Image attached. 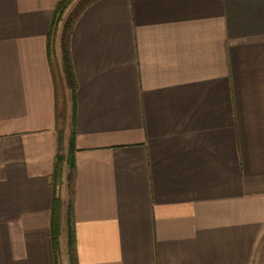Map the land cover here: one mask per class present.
Listing matches in <instances>:
<instances>
[{
	"label": "crops",
	"instance_id": "1",
	"mask_svg": "<svg viewBox=\"0 0 264 264\" xmlns=\"http://www.w3.org/2000/svg\"><path fill=\"white\" fill-rule=\"evenodd\" d=\"M57 2L0 0V264H58ZM71 55L78 263L264 264V0H96Z\"/></svg>",
	"mask_w": 264,
	"mask_h": 264
},
{
	"label": "trees",
	"instance_id": "2",
	"mask_svg": "<svg viewBox=\"0 0 264 264\" xmlns=\"http://www.w3.org/2000/svg\"><path fill=\"white\" fill-rule=\"evenodd\" d=\"M75 0H58L51 21L50 32L48 36V56L52 68L56 71L57 100H56V124L58 131V152L56 154L55 170L53 174V183L55 187H60L63 182V175L66 171L67 188L69 190V199L66 212V233L67 254L70 264H79L77 259V249L75 241V232L73 227V192L75 176V92L77 89V79L74 71L71 55V37L74 24L81 12L96 0H80L78 4L65 16L69 6ZM60 33V52L63 64L65 86L61 84V76L58 72L57 61V38ZM57 68V69H56ZM56 78V79H57ZM70 92L67 96L66 90ZM67 138V148L65 146ZM58 190V188H57ZM62 200L59 193L54 197V218L52 220V241L58 264L61 252V233L63 229L62 222Z\"/></svg>",
	"mask_w": 264,
	"mask_h": 264
},
{
	"label": "rangeland",
	"instance_id": "3",
	"mask_svg": "<svg viewBox=\"0 0 264 264\" xmlns=\"http://www.w3.org/2000/svg\"><path fill=\"white\" fill-rule=\"evenodd\" d=\"M80 0H75L68 8L65 16H67V14L78 4ZM62 189V188H61ZM60 193H61V190H60ZM65 201H66V208H67V200H68V197L65 196ZM67 240H68V236H67V233H66V227H64L62 233H61V252H60V255H59V262L60 264H70L69 263V256L67 254ZM66 245V247H65Z\"/></svg>",
	"mask_w": 264,
	"mask_h": 264
}]
</instances>
